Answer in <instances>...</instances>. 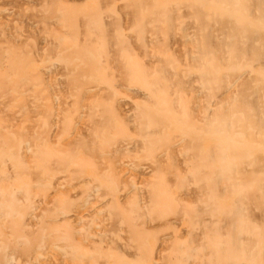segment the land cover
Wrapping results in <instances>:
<instances>
[{
    "label": "bare ground",
    "instance_id": "bare-ground-1",
    "mask_svg": "<svg viewBox=\"0 0 264 264\" xmlns=\"http://www.w3.org/2000/svg\"><path fill=\"white\" fill-rule=\"evenodd\" d=\"M0 264H264V0H0Z\"/></svg>",
    "mask_w": 264,
    "mask_h": 264
},
{
    "label": "rangeland",
    "instance_id": "rangeland-1",
    "mask_svg": "<svg viewBox=\"0 0 264 264\" xmlns=\"http://www.w3.org/2000/svg\"><path fill=\"white\" fill-rule=\"evenodd\" d=\"M116 8H117V7H116ZM116 8H115V9H116ZM117 12H118V8H117ZM216 12H217L218 14H219V13H220V14H223V13H224V11H221V10H216ZM234 114H235V113H233L232 115L235 116ZM254 116H255V115H254ZM252 119H254V118H252ZM255 119H256V117H255ZM246 120H247V121H250L251 124H252V120H251V119H249V120L246 119ZM253 121H254V120H253ZM250 122H249V123H250ZM249 123L246 122L245 124L249 125ZM229 124L232 125L231 123H228L227 125H229ZM253 125H254V124H253ZM253 125H252V126H253ZM248 127H249V126H248ZM251 130H252V128H251ZM237 134H238V133H234V134H232V135L234 136V138L236 137V139H238V137L240 138V135L238 134V136H237ZM246 136H248V135H246ZM243 137H244V140H245V141H248V137H250V136H248L247 139L245 138V135H244ZM242 155H243V154H242ZM245 155H246L245 157H244V155L241 157V158L244 157L243 161L240 160V157H239V160H238V157H237V156L235 157V158H237V159H235V160H236L239 164H240V162H241L240 165H243V164H245V163L248 162V158H249V154H248V153H245ZM239 156H240V154H239ZM247 156H248V157H247ZM245 160H246V162H244ZM239 161H240V162H239ZM247 179H248V178L246 177V178L244 179V181H250V180H251V179H249V180H247Z\"/></svg>",
    "mask_w": 264,
    "mask_h": 264
}]
</instances>
